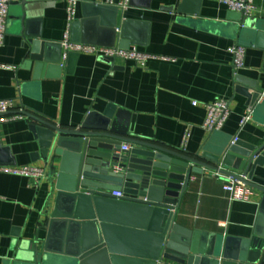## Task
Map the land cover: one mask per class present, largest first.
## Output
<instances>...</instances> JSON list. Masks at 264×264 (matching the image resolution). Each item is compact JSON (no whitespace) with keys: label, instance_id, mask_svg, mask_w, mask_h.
<instances>
[{"label":"crops","instance_id":"crops-1","mask_svg":"<svg viewBox=\"0 0 264 264\" xmlns=\"http://www.w3.org/2000/svg\"><path fill=\"white\" fill-rule=\"evenodd\" d=\"M76 1L72 23L70 0L12 1L0 48V100L12 101L14 109L9 115L26 118L0 126V166L52 164L42 156L31 130L38 123L29 116L76 129L87 121L96 123L110 106L130 138L188 157L215 153L236 138L256 148L264 144V0H254L253 12L242 16L218 0H130L126 8L122 7L125 0ZM85 3L119 8L118 34L122 22H129L130 47L124 50L149 54L145 67L68 52L67 39L84 44L80 40L86 38L92 43L85 45L97 48L109 40L106 25L81 24ZM23 14L29 23L26 31ZM37 36L60 45L59 64L43 65L30 58L28 41ZM121 39L118 36L115 47ZM233 45L246 48L245 66L237 77L229 52ZM57 54L51 50L49 57ZM221 100L230 103L231 117L222 131L207 133L202 129L207 105ZM249 107H255L254 120L241 128ZM55 173L56 168L51 178L35 187L26 177L0 172V264H22L16 259L20 247L38 237L47 239L57 198ZM215 173L193 174L176 210V222L201 235L199 246L202 235H250L264 194L252 187L254 194L248 202L231 201ZM251 182L264 188V163ZM52 237L56 250L74 239L60 224Z\"/></svg>","mask_w":264,"mask_h":264},{"label":"water","instance_id":"water-1","mask_svg":"<svg viewBox=\"0 0 264 264\" xmlns=\"http://www.w3.org/2000/svg\"><path fill=\"white\" fill-rule=\"evenodd\" d=\"M83 8L82 25L96 22L107 26L109 40L105 47H115L118 36L122 38L121 49L130 47L128 21L122 22L118 34V7L85 3ZM21 22L26 31V14ZM80 42L92 43L86 38ZM28 45L32 60L43 65L60 63V45L45 42L40 36L29 40ZM51 50L58 52L55 58L49 57ZM29 118L38 123L31 125V130L43 158L56 168L57 198L47 224V239L38 237L21 246L16 255L20 263L264 264V194L257 223L245 238L202 235L199 246L201 235L175 219L193 174H203L204 170L233 176L264 193V188L251 182L264 163V144L256 148L229 142L215 153L205 151L188 157L130 138L127 129L119 126L111 106L96 123L87 121L76 129L62 128L35 116ZM124 145L131 149L123 150ZM112 192L124 196L117 199ZM57 224L74 238L72 243H62L59 250L52 245V231Z\"/></svg>","mask_w":264,"mask_h":264},{"label":"built area","instance_id":"built-area-1","mask_svg":"<svg viewBox=\"0 0 264 264\" xmlns=\"http://www.w3.org/2000/svg\"><path fill=\"white\" fill-rule=\"evenodd\" d=\"M13 0H0V48L4 45L7 26L10 18V6ZM130 0H125L122 7L126 8ZM221 4L224 3L231 11L248 15L255 9L254 0H218ZM76 0H70L68 8L69 20L72 23L76 15ZM68 52L96 54L97 56L106 60H124L134 62L137 66L145 67L151 56L145 52L137 49L124 50L119 47H102L97 48L85 44H72L67 39L65 42ZM233 57V72L235 77L238 76L239 71L245 66L244 58L246 55V48L244 46L233 45L229 49ZM263 98V97H262ZM197 105V103H194ZM14 109L13 103L10 100H0V126L9 122L24 120L26 117L23 114L9 115ZM255 107H249L243 120L241 128L246 124L253 122ZM231 115L230 103L228 101H216L207 105V119L202 126V129L207 133L222 131L226 123L229 121ZM264 128V125H263ZM236 138L233 142H237ZM123 150L128 151L131 149L130 145H124ZM53 164L47 167L25 166V167H2L0 172H6L17 176L26 177L31 181V185L39 187L43 180L51 178L53 174ZM216 177L223 181V189L229 195V199L234 202H248L250 197L254 194V189L230 175H223L219 172L215 173ZM241 179L247 180V176H240ZM111 195L117 199L122 198V192H112ZM175 213V211H172Z\"/></svg>","mask_w":264,"mask_h":264}]
</instances>
